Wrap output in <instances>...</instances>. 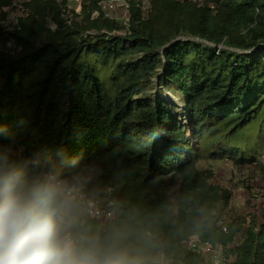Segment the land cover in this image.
I'll use <instances>...</instances> for the list:
<instances>
[{
	"label": "trees",
	"instance_id": "16d2710c",
	"mask_svg": "<svg viewBox=\"0 0 264 264\" xmlns=\"http://www.w3.org/2000/svg\"><path fill=\"white\" fill-rule=\"evenodd\" d=\"M70 1H0V152L76 183L79 229L144 264H209L194 235L264 264V0H128L127 28Z\"/></svg>",
	"mask_w": 264,
	"mask_h": 264
},
{
	"label": "clouds",
	"instance_id": "9594fccd",
	"mask_svg": "<svg viewBox=\"0 0 264 264\" xmlns=\"http://www.w3.org/2000/svg\"><path fill=\"white\" fill-rule=\"evenodd\" d=\"M78 191L56 173L29 177L0 152V264H144L79 229Z\"/></svg>",
	"mask_w": 264,
	"mask_h": 264
},
{
	"label": "built area",
	"instance_id": "2783aa9c",
	"mask_svg": "<svg viewBox=\"0 0 264 264\" xmlns=\"http://www.w3.org/2000/svg\"><path fill=\"white\" fill-rule=\"evenodd\" d=\"M57 3H62L63 0H54ZM73 1V7L77 13H80L83 9V0H71ZM140 4L138 7L143 9L145 13L149 12L151 2L153 0H139ZM180 2H189L199 4L201 6L208 5L207 0H177ZM142 5V6H141ZM132 5L128 0H106L103 4V10L105 12L104 20H115L119 22L120 26L127 28L129 26V19L132 10ZM113 34H120L119 32L113 31ZM14 48L16 46L14 45ZM14 54V52H13ZM90 213L98 217L99 219L108 220L112 217L111 213L101 211L95 207L90 208ZM226 230V229H225ZM184 247L189 251L195 252L199 255H204L209 264H229L226 261V257L223 254L221 248H215L210 243L204 242L199 236L194 235L186 239ZM154 264H171L166 254L158 250L155 252L153 257Z\"/></svg>",
	"mask_w": 264,
	"mask_h": 264
},
{
	"label": "rangeland",
	"instance_id": "374dc122",
	"mask_svg": "<svg viewBox=\"0 0 264 264\" xmlns=\"http://www.w3.org/2000/svg\"><path fill=\"white\" fill-rule=\"evenodd\" d=\"M68 5H69L70 9H72V7H73V1L68 2ZM6 16H7V18L10 21H13L14 20V15L12 14V12L7 13ZM165 96H167L168 98L171 97L169 94H166ZM224 179H227V178H224Z\"/></svg>",
	"mask_w": 264,
	"mask_h": 264
},
{
	"label": "water",
	"instance_id": "95a60500",
	"mask_svg": "<svg viewBox=\"0 0 264 264\" xmlns=\"http://www.w3.org/2000/svg\"><path fill=\"white\" fill-rule=\"evenodd\" d=\"M178 40H182V39H178ZM200 41V40H199Z\"/></svg>",
	"mask_w": 264,
	"mask_h": 264
}]
</instances>
